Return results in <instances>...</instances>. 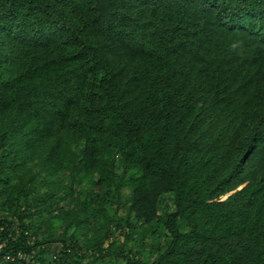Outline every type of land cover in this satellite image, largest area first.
Instances as JSON below:
<instances>
[{
  "label": "trees",
  "instance_id": "16d2710c",
  "mask_svg": "<svg viewBox=\"0 0 264 264\" xmlns=\"http://www.w3.org/2000/svg\"><path fill=\"white\" fill-rule=\"evenodd\" d=\"M0 264H264V0H0Z\"/></svg>",
  "mask_w": 264,
  "mask_h": 264
}]
</instances>
